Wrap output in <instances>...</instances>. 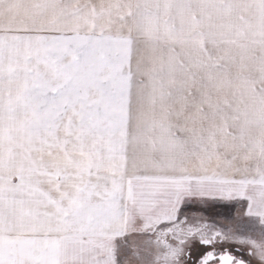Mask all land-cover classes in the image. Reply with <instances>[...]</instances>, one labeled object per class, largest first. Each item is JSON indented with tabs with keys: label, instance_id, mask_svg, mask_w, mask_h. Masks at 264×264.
<instances>
[{
	"label": "snow or ice",
	"instance_id": "1",
	"mask_svg": "<svg viewBox=\"0 0 264 264\" xmlns=\"http://www.w3.org/2000/svg\"><path fill=\"white\" fill-rule=\"evenodd\" d=\"M194 242L264 264V0H0V264Z\"/></svg>",
	"mask_w": 264,
	"mask_h": 264
},
{
	"label": "rangeland",
	"instance_id": "2",
	"mask_svg": "<svg viewBox=\"0 0 264 264\" xmlns=\"http://www.w3.org/2000/svg\"><path fill=\"white\" fill-rule=\"evenodd\" d=\"M238 209H239V205L237 204L220 203L213 206L210 215L214 217L219 223H226L228 219L236 215ZM193 245L199 246L196 242H194ZM226 246H228L230 249L240 248L242 250V254L248 255L247 250L242 245L229 244Z\"/></svg>",
	"mask_w": 264,
	"mask_h": 264
},
{
	"label": "flooded vegetation",
	"instance_id": "3",
	"mask_svg": "<svg viewBox=\"0 0 264 264\" xmlns=\"http://www.w3.org/2000/svg\"><path fill=\"white\" fill-rule=\"evenodd\" d=\"M226 247H227V249L229 251H231L238 258H243V259H246V260L250 259V257L247 254L246 255L242 254V250L240 248L230 249L228 246H226ZM200 250H202V247L193 245L192 257H191L190 264H197V259H198V256L200 254Z\"/></svg>",
	"mask_w": 264,
	"mask_h": 264
}]
</instances>
